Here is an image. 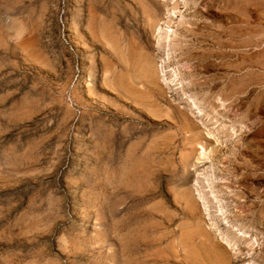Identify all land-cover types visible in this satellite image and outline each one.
Here are the masks:
<instances>
[{
    "label": "rangeland",
    "instance_id": "374dc122",
    "mask_svg": "<svg viewBox=\"0 0 264 264\" xmlns=\"http://www.w3.org/2000/svg\"><path fill=\"white\" fill-rule=\"evenodd\" d=\"M263 86L264 0H0V264H264Z\"/></svg>",
    "mask_w": 264,
    "mask_h": 264
},
{
    "label": "bare ground",
    "instance_id": "6f19581e",
    "mask_svg": "<svg viewBox=\"0 0 264 264\" xmlns=\"http://www.w3.org/2000/svg\"><path fill=\"white\" fill-rule=\"evenodd\" d=\"M187 10V9H186ZM182 12V11H181ZM179 18V17H178ZM183 22V21H182ZM184 24V23H183ZM172 32V31H171ZM171 36V35H170ZM246 41V40H245ZM246 43V42H245ZM226 45V44H225ZM239 47V46H238ZM261 57V56H260ZM261 60V59H260ZM258 71V70H257ZM248 76V75H247ZM259 79V78H258ZM264 87V86H263ZM207 95V94H206ZM217 101H219L220 102V104L221 105H223V102L224 101H222V100H217ZM185 103L187 104V106H189V109H192L193 111L195 110V114H196V116H199V117H208V116H206V114H203V112H202V109L200 108V106H201V102H198V101H196L194 98H185ZM194 115V114H193ZM208 136H210L211 134L209 133V132H207L206 133ZM252 167V166H251ZM215 178V176L213 175L212 177H210V178ZM212 179V180H215V179ZM218 179V178H217ZM214 182V181H213ZM208 184H210V185H212V181H208ZM212 187V186H211ZM214 193V192H213ZM201 194V193H200ZM199 194V199L198 200H202V203H204V201H205V198H204V196H202V195H200ZM222 208H220L219 210H217V211H219L220 212V214L222 213V210H221ZM223 215V214H222ZM215 233H217L218 235H221V233H220V231H215ZM227 246H229V247H231V245L230 244H228L227 243ZM232 247H235V244L234 245H232Z\"/></svg>",
    "mask_w": 264,
    "mask_h": 264
}]
</instances>
